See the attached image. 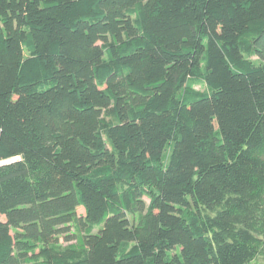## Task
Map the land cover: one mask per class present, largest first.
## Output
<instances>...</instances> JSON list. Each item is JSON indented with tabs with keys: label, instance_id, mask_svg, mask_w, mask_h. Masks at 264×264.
Returning a JSON list of instances; mask_svg holds the SVG:
<instances>
[{
	"label": "trees",
	"instance_id": "16d2710c",
	"mask_svg": "<svg viewBox=\"0 0 264 264\" xmlns=\"http://www.w3.org/2000/svg\"><path fill=\"white\" fill-rule=\"evenodd\" d=\"M2 161L0 264H248L264 0H0Z\"/></svg>",
	"mask_w": 264,
	"mask_h": 264
},
{
	"label": "rangeland",
	"instance_id": "374dc122",
	"mask_svg": "<svg viewBox=\"0 0 264 264\" xmlns=\"http://www.w3.org/2000/svg\"><path fill=\"white\" fill-rule=\"evenodd\" d=\"M11 160H14V159H11ZM11 160H8V161H11ZM8 161H2L0 162V164L4 162H8ZM249 211H250V215L253 218L257 219L258 223L262 222L264 220V199L261 201L258 198L257 199L254 198L253 200H251ZM78 214L85 215V210L83 206L78 208ZM72 229H73L72 230L73 232L77 231L76 227H72ZM85 232H86L85 229L81 230V233L84 234ZM258 237L264 239V234L261 233ZM61 241L66 243V241H64L63 238L61 239ZM248 264H264V248L261 249V251L257 252L254 258Z\"/></svg>",
	"mask_w": 264,
	"mask_h": 264
}]
</instances>
